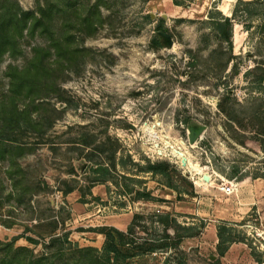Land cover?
<instances>
[{
  "label": "rangeland",
  "instance_id": "374dc122",
  "mask_svg": "<svg viewBox=\"0 0 264 264\" xmlns=\"http://www.w3.org/2000/svg\"><path fill=\"white\" fill-rule=\"evenodd\" d=\"M16 1L26 11H37L38 1L53 0ZM95 1L56 0L54 28L63 31L67 25L79 33L75 23ZM101 1L110 19L95 37L82 41L78 34L77 39L95 53L61 85L60 94L41 100L57 111L48 113L53 128L42 139L22 138L21 143L36 147L33 154L15 163L9 156L0 159V243L21 237L17 247H28L39 257L50 253L45 245L52 236L69 234L79 248L102 251L105 237L93 229L126 231L136 214L145 217L146 227L161 229L152 219L169 213L183 225L204 227L200 237L182 245L189 264H257L252 251L264 255V2L248 6L249 13L246 5L240 7L234 21L235 60L223 72L210 57L226 51L227 44L210 29L209 13L220 19L216 7L228 6L232 12L237 0H177L179 6L174 0ZM160 19L166 21L172 47L164 40L162 47H154ZM42 43L25 37L22 53L4 57L0 102L9 90L8 66H24L32 48ZM228 94L231 100H225ZM192 125L205 127L194 145L189 142ZM177 151L208 181L197 185L200 176L182 165ZM148 160L176 166L181 199L165 177L136 172L134 163ZM98 162L111 168L116 164L113 183L94 182L98 176L91 169ZM232 185L233 193L223 191ZM68 188L73 191L65 194ZM131 189H147L155 200L135 201ZM222 224L245 235L249 244L239 242L220 258L216 246Z\"/></svg>",
  "mask_w": 264,
  "mask_h": 264
},
{
  "label": "trees",
  "instance_id": "16d2710c",
  "mask_svg": "<svg viewBox=\"0 0 264 264\" xmlns=\"http://www.w3.org/2000/svg\"><path fill=\"white\" fill-rule=\"evenodd\" d=\"M55 1H47L48 3L45 4L38 1L37 11H26L16 0H0V63L6 55L16 57L23 52L21 40L25 37H38L43 41L41 45L32 48L31 56L24 66L10 65L6 71L9 90L5 99L0 102V159L9 156L12 163L36 151L35 146L21 143L22 138L30 134L42 139L54 126V117L48 113L57 111L55 109L50 111L41 100L50 98L53 94H60L61 85L75 72L76 68L85 64L86 58H91L95 53L85 45L78 44V34L83 35L82 41L93 38L110 19L105 18L103 14L105 8L109 9L107 5L104 1L96 0L83 10L82 16L75 23L80 28L79 33L71 31L67 25L64 26L63 31H57L54 28V13L57 8ZM261 2L264 0H237L232 17L223 15L218 7L216 12L220 15V19L214 17L210 11V29L216 31L217 38L227 44L226 51H215L210 60L218 62L223 72H226L235 60L233 55L234 21L240 7L246 5L245 10L249 13L248 6ZM174 3L178 6L181 4L177 0H174ZM146 18L148 21L152 20L151 15H147ZM165 22L164 19H160L155 29L153 41L155 48L162 47L163 39L158 32L169 33ZM231 97L228 94L225 100H231ZM59 100L63 101L62 97H59ZM43 110L44 113H42ZM222 110H224L223 107ZM224 112L232 120V115L226 110ZM256 116L262 118V113L257 111ZM261 135L264 136V133ZM102 152H104L103 149ZM116 152L117 149L113 150L112 159ZM87 160L93 163V156L88 157ZM94 165L97 167H92L91 170L98 176L95 183L114 182L112 172L116 170V164L112 168L108 163L98 162ZM134 165L137 168L136 172L140 174L165 177L167 187L176 191L178 198H182L174 180L178 176L176 166L165 161L151 162L149 160L145 165L138 163ZM131 180L141 182L138 179ZM189 186L193 189L192 184L189 183ZM45 188L49 189L47 185ZM72 191L73 188H68L64 192L68 194ZM130 194L135 196V201L155 200L147 189H131ZM191 195L194 196V193ZM144 219V216L136 214L126 231L114 226L93 229V232L105 237L102 251L94 247L79 248L70 240L69 234H62L52 236L51 241L45 245L50 253L38 257L28 247H17L21 237H16L11 242L0 243L2 252L0 264H145L152 260L159 264H189L186 254L181 250L182 245L187 239L200 237L204 227L183 225L176 216L169 213L153 217L152 223L157 224L161 229L146 227L143 224ZM217 230L216 250L220 258L225 257L235 243L249 244L247 243L249 239L245 235L241 237L230 225L222 224ZM138 232L146 233L147 237H142ZM26 240L34 245L39 244L36 239L30 237ZM71 252H74L76 256L68 258L67 254ZM252 256L256 262L264 264L263 253L252 251Z\"/></svg>",
  "mask_w": 264,
  "mask_h": 264
},
{
  "label": "water",
  "instance_id": "95a60500",
  "mask_svg": "<svg viewBox=\"0 0 264 264\" xmlns=\"http://www.w3.org/2000/svg\"><path fill=\"white\" fill-rule=\"evenodd\" d=\"M158 34L162 37V39L164 40V43L170 47H172L174 45V42L172 40V37L169 33H165V32H158ZM205 131V127L203 126H198V125H192L190 126V135H189V142L191 145H194L198 139L201 138L202 134ZM178 154L181 155L182 157V165L184 167H187L188 165V159L185 157V155L181 152V151H177ZM206 180L208 181V177L205 176ZM213 259H215V257H213Z\"/></svg>",
  "mask_w": 264,
  "mask_h": 264
},
{
  "label": "bare ground",
  "instance_id": "6f19581e",
  "mask_svg": "<svg viewBox=\"0 0 264 264\" xmlns=\"http://www.w3.org/2000/svg\"><path fill=\"white\" fill-rule=\"evenodd\" d=\"M156 125V124H155ZM158 125V124H157ZM155 127V126H154ZM145 128H148L147 127V125L145 126ZM153 128V127H152ZM154 132V131H153ZM165 142H166V140H165ZM165 145V144H164ZM175 145V144H174ZM174 145H172V146H174ZM181 145V144H180ZM170 146V145H169ZM171 147V146H170ZM183 147V146H182ZM183 149V148H182ZM174 151V150H173ZM177 153V152H176ZM175 153V156L178 158V159H181L182 160V157H181V155L180 154H176ZM174 154V153H173ZM189 160V159H188ZM188 167H189V169H191L194 173H196L197 175H199L200 176V178L198 179V181H197V185H202V183H203V181H205L206 180V178H205V174L202 172V171H200L199 170V168L198 167H196L192 162H188ZM188 169V170H189Z\"/></svg>",
  "mask_w": 264,
  "mask_h": 264
},
{
  "label": "crops",
  "instance_id": "0c3cea01",
  "mask_svg": "<svg viewBox=\"0 0 264 264\" xmlns=\"http://www.w3.org/2000/svg\"><path fill=\"white\" fill-rule=\"evenodd\" d=\"M215 2V1H214ZM221 7V6H220ZM218 9H219V5H218ZM225 16H227V17H231V15H232V13H233V11L231 12V9L228 7V6H223L221 9H219ZM218 244V243H217ZM243 245H245V244H243ZM235 246H238L237 245V243H235V244H233L232 246H231V248H230V250L228 251V253L226 254V256L228 255L229 256V254L233 251V248L235 247ZM246 246V245H245ZM256 264V263H255ZM257 264H259V263H257Z\"/></svg>",
  "mask_w": 264,
  "mask_h": 264
},
{
  "label": "built area",
  "instance_id": "2783aa9c",
  "mask_svg": "<svg viewBox=\"0 0 264 264\" xmlns=\"http://www.w3.org/2000/svg\"><path fill=\"white\" fill-rule=\"evenodd\" d=\"M234 190H235V189H234V185H232V187L227 186V187H224V188H223V191L226 192V193H228V194L233 193Z\"/></svg>",
  "mask_w": 264,
  "mask_h": 264
}]
</instances>
